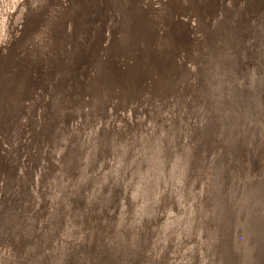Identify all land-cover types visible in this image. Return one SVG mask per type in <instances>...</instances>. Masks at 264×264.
<instances>
[{"label": "rangeland", "instance_id": "374dc122", "mask_svg": "<svg viewBox=\"0 0 264 264\" xmlns=\"http://www.w3.org/2000/svg\"><path fill=\"white\" fill-rule=\"evenodd\" d=\"M79 2L80 0H69L68 3L64 23V51L61 66H55V62H46L47 55L46 57L45 55L42 56V61L45 63L38 64V68L43 66V69L41 68L38 72H35L38 75L36 77L39 82H36L30 88L31 102L38 101V107H35L32 117L28 119L29 121H26L25 116L22 118L25 119L24 133L21 139V146L17 151L19 153L18 157L13 158V162H16L14 173L9 174L11 178L9 176V178H5L4 170L1 169L0 171V217L3 224L0 230V264H24L26 262V264H62L64 252L65 261L63 264H79L80 262L96 264L97 255H99L100 249L103 248L101 243L103 240L101 242L96 241L94 240L95 237L92 238L90 235L96 231L97 221H99L100 225L106 227L104 228L105 230L102 228L106 232L109 226L106 223L110 219H115V216L120 214L124 206L125 209H129L133 204L131 190L134 176L130 177L127 180L128 182L126 181L127 183H124V179L120 177L113 180L107 178L104 182H100V186L95 192L96 213L91 209L92 205H88L85 201V194L89 193L91 189L94 191L96 183L103 179L101 175L106 174L108 170L106 165L110 159V150L104 145H106L105 141L114 139L108 137V134L115 121L112 117L115 105L113 100L116 98L114 97L113 100L110 98L108 109H104L102 114L97 115L100 120L96 129L99 136L98 150L96 155L92 157L89 168L84 169L88 172H82L83 177H86L84 179L79 178L82 177L81 170H77V167L82 160V158L80 159L81 151L84 150L83 143L88 135L87 127L84 123L80 124L81 128L78 133L75 132L72 135L70 132V125H74L72 122L74 121L75 114L73 112L75 109L72 110V108L75 103L70 106V111L60 117H56L50 112L52 103L50 104L48 101L49 97V100L57 98L56 96L59 95L58 91L63 89L66 90L65 95L64 93L60 95L58 100L62 96L63 99H67L66 94H69L70 90L68 89L72 84L70 83L68 87L64 88L68 79L72 77L73 80H78L83 74L85 79L92 80V76L95 73L97 74L95 66L98 63L93 62L94 60L92 61V59L89 61V68H86L87 70L85 69V71L83 69L86 66L84 64L90 59L91 54L89 55L88 53L93 47L95 35L97 37L100 36L102 42L103 60L100 59V62L108 64L112 56L111 42L113 41L112 37L116 34L115 32L119 29L122 0H94L93 8L95 10L92 8L93 11L89 13V16H91L86 19L83 29H79L78 34L75 36L72 35V31H69V29H73L76 23L77 15L79 14L77 9L80 10ZM206 2H210L212 6L209 24L207 23L208 30H212L210 31L211 36L203 37L199 21L191 19L189 22L193 28L192 30L189 28L191 35L195 39V33H197L199 38L203 40H201V49L198 51L201 54V56L199 54L200 63L196 67L193 77V90L180 91L184 98L179 97L178 99L177 97V100L173 99L178 105L173 102V114L168 115V119L171 122L170 127L173 128L172 133L170 132L171 130L168 131V139L171 141L165 138L163 143V167L169 168V161L172 162V160L176 159L175 156L178 151L182 150L185 157H191L189 170H187V167L181 166V170L188 171V182L184 183L181 196L175 195L176 193H172L170 190V193H168L169 187L176 185L175 182H170V185L166 186V191L161 194L154 216L142 217L137 234L134 237L131 236L133 233L130 227H127L124 235L120 236V241L124 242V246H126V241L134 245L126 264L151 263L149 259L151 256L148 254H150V248L153 247L156 231L153 227V222L150 220L151 218L163 223L169 214L172 217L178 212L182 214V210L186 209L185 206L191 208L195 203H200L198 209L195 207L197 209L196 212H198L195 215V226L193 225L188 234L177 239V242H180L178 244L179 247H177L175 242L172 244L176 224L167 225L166 239L163 241L164 246L155 262H158V264H176L177 262L173 261L174 255L178 254L179 250L190 246L192 249L189 253V264H209L207 260L213 261V264H220V262L221 264H264L262 262V259H264V53L259 55L261 50H264V0H259L258 5H255L256 0H215L213 5V0H192L184 9L191 7L194 3L204 7ZM160 3L161 1L157 8H161L162 5ZM41 5V0H38L32 7ZM243 13H246L245 17H243ZM224 16L229 17L230 25L233 26V29H229L226 35L234 34L237 36L236 41L232 43V47L227 51L233 64L232 70H230V67L222 68V72L217 74L218 84H222L219 95L214 100L215 102L208 111V115L202 119L203 121H199L201 125H194L196 127L192 135L187 134L189 130L184 127L187 115L188 117L190 116L194 105L196 106V103H200V98H202L203 93L207 89V86H204L206 76L204 68L206 69V65H208V61L213 55V53L211 55V51L213 52L216 43L219 42L220 27ZM183 17L187 18L186 12ZM243 18V25L239 26ZM22 21L21 19L18 23L19 28L22 26ZM235 21H237L236 24ZM164 28L165 26L161 24L159 32L163 34ZM72 47L76 48V50L82 48L81 52L83 54L88 49L86 56L89 58L88 60L87 58L85 59L84 54L82 62L72 70L71 76V74H67L70 69H67L66 65L70 60L68 55L69 49ZM256 54L259 55V58L261 57L262 60L260 62L255 56ZM182 57L187 56L183 55ZM185 59L183 61L180 60L179 66L185 64ZM207 69H209L208 66ZM32 75L35 76L34 73ZM63 75L68 76L62 82V88L56 89L55 87L58 83L56 79H61ZM25 87L23 88L24 93ZM171 96L172 92L169 97L171 98ZM86 97L90 98L89 95ZM27 99L29 100V98ZM139 104L136 99L133 102L130 100L128 105L132 106V111H130V107L128 110L129 115L119 116L123 123V120L127 117V135L136 127L137 131L140 128L148 129L149 127L146 128L145 126L150 119L147 110L143 108L138 111L140 115L136 118L134 114H131L133 111L139 110L134 108L135 105L138 106ZM65 107L67 106L65 105ZM138 108L141 109L142 107ZM104 113L106 115L103 117ZM159 113H164V111L160 110ZM165 116L163 115L162 118ZM182 119H185V123L182 122ZM190 119L191 117L187 120L189 124L193 122ZM121 121L119 123V120H117L119 129L124 126ZM157 121L158 123L160 122V120ZM57 122L58 125L56 124ZM79 122L82 123L81 118ZM53 126L56 128L55 132L52 131L54 134L50 132ZM179 132L180 134H178ZM184 134H187V136ZM205 137L209 138L207 142H205ZM194 140L198 141L193 146V150H190L191 143H194ZM209 140L211 141L210 143ZM1 144L4 147L0 150V156H3L5 153L7 154L8 150L6 148L7 144ZM15 145L17 146L18 144L15 143ZM198 145L199 147L201 146L202 155L200 158L203 163H201L200 167H194L193 161L197 154ZM187 150L190 151L188 152ZM127 156L128 152H125V157ZM62 161H64L65 165L63 169H61ZM81 163H84L83 168L88 167L86 161L82 160ZM174 174L175 172L171 173L169 178L171 179ZM56 188H61V191L59 192L58 190L57 193ZM203 197L204 199H202ZM178 200H180V204H178ZM224 200L230 211L236 208L237 214L232 228H230L228 242L225 241L227 233L222 230L223 227H226L225 216L221 215V217L220 213H218L216 217V210L211 215L216 205L222 204ZM78 211L80 212V218L79 215L77 216ZM210 215L212 217V225L207 228L206 223H208L207 220H209ZM76 218H79L77 223ZM75 224L78 225L74 229ZM215 228H217L216 231ZM88 233L91 234L89 235ZM213 242L215 246L216 243L219 246L218 253L211 254L207 259L206 248L212 245ZM94 243H97V245L94 246ZM111 245V254L117 255L118 247L115 242ZM114 259L116 260L113 256L108 264H113ZM182 262H184V259H181Z\"/></svg>", "mask_w": 264, "mask_h": 264}, {"label": "bare ground", "instance_id": "6f19581e", "mask_svg": "<svg viewBox=\"0 0 264 264\" xmlns=\"http://www.w3.org/2000/svg\"><path fill=\"white\" fill-rule=\"evenodd\" d=\"M36 1L38 0H0V144H7L6 148L8 150L7 154L5 153L3 156H0V171L1 169L4 170L5 178H7L9 174H13L16 168V162H13V158L18 157L17 155L19 153H17V151L21 146V139L24 133L23 128L25 119L22 118L25 116L26 121H29L28 119L32 117V112H34L38 103L36 100L35 102H31L32 96L30 95V88H32L36 82H39L36 77L38 75H36L35 72H38L43 67L41 66L38 68V64L44 62L42 61V56L44 55L45 57L47 55V60H45L46 62H55V66L57 67L61 66L63 62V32L65 29L64 23L69 0H41V6L32 7ZM160 1V5L162 6L161 8H157ZM190 1L192 0H122L121 20L118 31L115 32L116 34L114 37H112L113 41H110L112 43V56L110 57L111 59H109L108 64H102L100 62V59L103 58V48L101 47L102 42L101 37H97V35H95L94 42L92 44L93 47L89 53L88 49H86V51L84 50L85 59L87 58L88 60L89 58L86 56L87 53L89 55L91 54V56L88 62H86L84 59L86 62L84 65L86 66H84L83 69L85 71L86 68H89V61L92 59V61L94 60L93 62L98 63L97 66H95V68H97V74L95 73L96 75L94 74V76H92V80L85 79L83 74L80 76V79L82 80H73L71 77L64 85V88H66L70 83H72L68 89L70 90V92H68L69 94H66L67 99H63L62 96V98L58 100V97L63 95V93L65 95L66 91L60 89L62 88V82H64L68 76L63 75L61 76V79H56V81H58L57 84L55 82V88L60 89L58 91L59 95L56 96L57 98H52L53 100H49L50 97L48 98L50 104L52 103V106H50V112H52V114L56 117H60L67 111H70V106L75 103L72 108V110L75 109L73 112L75 114L74 121H71L74 125H70L71 130L69 128L71 134L79 132V129L81 128L80 124L84 123L87 127L88 137L83 143L84 150L81 151L80 159L82 158V160L86 161L88 167L83 168L84 163H81L82 160L80 165L78 164L79 166L77 167V170H81L82 176L79 177L80 179L86 178L85 176L83 177V173H87L88 171H85L84 169L89 168V164L92 162V157L96 155L98 150L99 136L96 132V129L100 123V120L97 115L102 114L104 109H108V102L110 98L112 100L114 97L116 98L113 100V104L115 105L114 115L112 117L115 119V121L108 134V137L114 139L112 141H105L106 145H104V147H107L110 150V159L106 165L108 170L106 174L101 175L103 176V179H101L99 183H96L94 191L91 189L89 193L85 194V201L88 205H92L91 209L96 213L97 209L95 210V192L98 190L100 182H104V180L107 178H109V180H113L117 177H120L124 179L125 183L130 179V177L134 176L131 190L133 204L129 209H125L124 206L121 209L120 214L115 216V219H110L106 223L109 225L106 232L102 230V228L104 229L106 227L100 225L99 221H97V228L95 229L96 231H94L92 235H90L91 233H88L90 236H92V238L95 237L94 240L96 241L99 240V242H101L103 240V242H101L103 244V248L100 249L99 255H97V261L95 262L96 264H108V262H111L113 256L116 258V260L114 259L113 264H126L127 260L130 258L129 253L131 249H133L134 245L133 243L130 244L126 241V246H124V242L122 240L120 241V236L124 235L127 227H130L131 232L133 233L131 236L134 237L137 234L142 217L146 216L148 218L150 216H154L161 199V194L163 191H166V186H169L170 182L173 181L176 183V185L174 187H169L168 191L170 190L172 193H176L175 195L177 196L182 195L181 192L183 191V185L184 183L186 184L188 182L187 179L189 174L187 170H189L190 167L191 157H185L182 153V150L180 152L178 151L177 155L175 156L176 159H171L172 162L169 161V168L167 169L163 167V143L165 138L168 139V131L171 130L170 132L172 133L173 130V128L170 127V119H168V115L173 114V102L175 103L174 100H177V97L178 99L179 97L184 98V95L180 94V91L193 90V77L195 75L196 67L200 63L199 59L201 54L198 51L201 49L202 39L199 38L197 33H195L196 38H193V35H191L190 31V29L192 30L193 28L189 22L191 19L194 21H199L198 23L200 24V29L203 32V37H210V31H212L208 30V21L210 20V13L212 10L210 2H206L204 7L198 4L195 5L194 3L191 7L188 6L189 8L184 9L186 8L185 6L190 3ZM256 1L257 2L255 5H258L259 0ZM93 2L94 0H80V10L77 9L79 14L77 15L76 23L73 26V29H69V31H72V35L76 36L79 32V29H83L86 19L91 16H89L90 11H93ZM214 2L215 0H213L212 5ZM185 12L187 14L186 19L183 17ZM243 15V17H245L246 13H243ZM71 16L73 15L71 14ZM21 19L23 20V23L19 28L18 23ZM242 22H244V18L240 22L239 26L243 25ZM236 23L237 21H235V24ZM161 24L165 26L163 34L159 32V26ZM231 26L232 25H230L229 17L224 16L220 27L221 32L219 42L216 43V47L213 52L211 51V55L212 53L213 55L208 61L206 69L204 68L206 72L204 86L206 85L207 89L203 93L202 98H200V103H196V106L194 105L193 110H191L189 117H191L190 120L193 122L190 124L189 121L187 122L189 118L187 115L186 125H184V127L189 130V132L187 131V134L192 135V132H194L193 130H195V127L198 125L197 122L201 121L204 119V117H206V115H208L207 113L212 108L213 103L215 102L214 100L217 99L219 90L222 88V84H218L219 79H217V74L222 72V68L225 69L230 67V70H232L233 64L227 54V51L232 47V43L236 41L237 36L234 34L229 36L226 35L228 34L229 29H233V26ZM85 31L87 32V30ZM107 32L106 34H108ZM79 49L80 50H76L74 47L69 49L68 56L70 60L67 62L68 66L66 65V68L70 69L67 74H71V76L72 70L76 68L80 62H82V58H84V54L81 52L82 48ZM108 53L110 54L109 51ZM262 53H264V50H261L259 55ZM257 54L255 56L260 62L262 59L261 57L259 58V55ZM183 55L187 56L184 57L186 58L184 61L185 64L183 66H179L180 60H184L182 57ZM207 66L209 69H207ZM32 73H34L35 76H33ZM24 87L25 93L23 92ZM171 92L172 96L170 98L169 96ZM87 95H89L90 98L86 97ZM27 98H29V100ZM135 99L140 104L138 106L135 105L134 108L139 110H136L135 112L133 111L131 114H134V117L136 118L140 115V112L138 111H141L143 108L147 110L150 119L148 118V123L144 125L146 128L148 126L149 127L148 129L139 127L140 129L138 131L136 127L129 135H127V117L125 120H123V123L119 116L124 117L125 115H129L128 110L131 107L130 111H132V106L128 105V102L130 100L133 102ZM33 102L34 104H32ZM65 105L67 107H65ZM138 107L142 108L140 109ZM160 110H163L164 113H159ZM76 114L78 115V119ZM105 115L106 114L104 113L103 117ZM163 115H166L163 117L165 119L162 118ZM80 118L82 123L79 122ZM117 120H119V123L121 121L123 123L122 125H124L121 126V129L118 127ZM157 120H160V122L158 123ZM182 120V122H184L185 119ZM56 124L58 125V122ZM95 124H97V126H95ZM194 125L196 126L194 127ZM55 129V126L51 127L50 132L54 134ZM178 134H180V132ZM187 134L184 135L187 136ZM207 139L209 138H206L205 142H207ZM197 141L194 140V143H191L190 150H193L192 148L194 145H196ZM210 142L211 141L209 140V143ZM15 143L18 145L16 146ZM204 145L206 144L204 143ZM3 147L4 145L1 144L0 150H2ZM200 147L198 145L196 150L197 154L193 161L194 167H200L201 163H203V160L200 158L202 155ZM125 152H128L127 157H125ZM182 165L187 167V170H181ZM63 167H65L64 161L61 162V169H63ZM164 168L167 169V171H165ZM173 172H175V174L170 179L169 176ZM9 177L11 178V175ZM56 189L57 193L58 190L59 192L61 191V188ZM170 191L168 193H170ZM202 199H204V197ZM178 204H180V200H178ZM195 204L192 205L191 208L189 206H185L186 209L182 210V214H180L181 212H178L173 217L169 214L163 223L162 221L158 222L157 220L156 222L153 220V218L150 219L151 222H153L152 224L156 231L153 247L151 248L152 256L149 257L151 263L145 262L144 264H158V262L155 261L159 256L162 247L164 246L163 241L166 239L167 225H171L172 223L174 225L176 224V230L174 234L175 236L173 237L172 244L175 242L176 246L179 247L178 244L180 242H177V239L188 234V232H190V230L193 228V225L195 226V215L198 213L196 211L199 208L200 203H197L198 206ZM195 207H197V209H195ZM187 209L189 210L187 211ZM235 209L233 208L232 211H227V205L224 200L222 204H218V206L216 205L211 213V215H213L214 211L216 210V217L218 216V213H220V216H225L226 227H224L223 230L225 233H227V239H225L226 242L229 240L228 238L230 228H232L234 218L237 215ZM79 214L80 212L78 211L77 216ZM211 215L209 220H207L208 223H206L207 228L212 225ZM80 217L81 216L79 215V218ZM79 218H76V223ZM258 220H260V218H258ZM160 223L162 224L160 225ZM77 225L75 224L74 229L77 227ZM216 230L217 228H215V231ZM114 242L118 247V253L117 255H109L108 252H111V244ZM213 244L206 248L207 259L211 254L214 255L215 253H218V244L216 243V246ZM95 245H97V243H94V246ZM191 249L192 247L189 246L185 249L179 250L178 254L174 255L173 261L177 262L176 264H189L188 260L190 259L189 253ZM181 259H184V262L181 263ZM64 261L65 252L62 264ZM207 262L209 264H213V261L211 260H207ZM79 264L86 263L80 262Z\"/></svg>", "mask_w": 264, "mask_h": 264}, {"label": "water", "instance_id": "95a60500", "mask_svg": "<svg viewBox=\"0 0 264 264\" xmlns=\"http://www.w3.org/2000/svg\"><path fill=\"white\" fill-rule=\"evenodd\" d=\"M202 117H203V116H202ZM197 124L200 125L199 122H197ZM227 211H230V210L227 208ZM0 218H1V217H0ZM2 227H3V224H2V221H0V230H1ZM223 228H224V227H223ZM223 228H222V230H223ZM222 230H220V231H222ZM225 238H227V237H225ZM98 241H99V240H98ZM95 242H96V241H95ZM16 244H18V243H16ZM151 248H152V247H151ZM151 248H150V252H149L150 254H148L149 256H152V255H151ZM108 253H109V255H112L111 252H108ZM143 254H144V253H143ZM149 256H148V257H149ZM28 259H29V257H28ZM261 259H262V258H261ZM262 262H264V259H262ZM26 263H27V262H26ZM26 263H24V264H26Z\"/></svg>", "mask_w": 264, "mask_h": 264}]
</instances>
